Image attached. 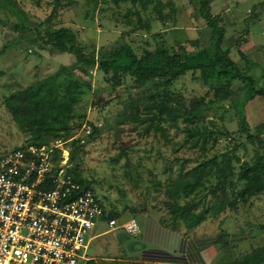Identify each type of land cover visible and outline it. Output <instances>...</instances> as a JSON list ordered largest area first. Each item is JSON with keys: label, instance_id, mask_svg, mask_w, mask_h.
I'll use <instances>...</instances> for the list:
<instances>
[{"label": "rangeland", "instance_id": "374dc122", "mask_svg": "<svg viewBox=\"0 0 264 264\" xmlns=\"http://www.w3.org/2000/svg\"><path fill=\"white\" fill-rule=\"evenodd\" d=\"M161 1L166 3L163 7L166 15L175 10L166 20L159 18L155 4L143 9L141 4L134 5L130 0H75L71 5L60 7L48 23L57 27H73L80 32L82 39L95 44L98 49L129 42L138 54H142L145 48L155 49L163 41L176 46L191 40L194 42L189 46L191 49L211 46V28L198 16L195 0ZM17 3L24 11L27 26L38 25L53 12V0H17ZM213 12L223 16L232 56L243 69L245 62L241 59L236 41L250 34L255 36L242 49L258 63L250 73L264 85V0H214ZM7 14L0 10V15ZM9 15L16 18L13 14ZM143 23L149 27H144ZM15 34L18 32L14 33L10 27L0 24V158L16 148L27 146L30 139L17 126L5 105V98L60 71L63 72L59 80L63 81L68 75L65 70L72 69L73 76L84 84L81 109L86 110L91 120L103 122V126L97 138L83 149L78 150L73 140L65 144L72 155L74 149L76 151L74 160L70 155L68 169L75 166L81 169L107 211L121 213L120 222L134 217L144 226V215L157 212L162 215L163 221L171 225L174 214L170 203L173 199L167 192L171 177L178 176L182 169L190 170L216 156L221 158L234 149L241 157L240 162L235 161L238 171L240 163L252 159L256 149L264 151V143L248 141V133L242 130L232 107L233 98L216 100L213 109L206 113V119L200 122V125H207L214 131L217 140L210 139L205 147L201 144L192 147L191 142L185 140L186 123L182 119L179 127L163 122V127L168 129L165 136L155 129L146 133L144 128L147 125H139L130 117V107L135 104L133 99H139L143 109L148 95L154 90L153 86H135L134 79L129 75L107 74L95 67L89 69L90 74L84 73L75 67L76 61L71 54L41 50L28 45L25 39L17 38L9 42L8 39ZM239 85L237 81L235 87ZM174 88L188 103L198 96L216 99L214 91L201 82L199 72L191 71L181 77ZM236 88L234 98L242 95ZM94 105H98L97 110H91ZM247 118L251 133L260 136L264 142L263 96L247 105ZM81 120L78 119V122ZM242 143L247 144V149L241 146ZM54 166L55 170L59 168L60 156ZM216 180H208L207 188L201 193L183 195L178 201L183 205L195 199L200 203V209L204 202L212 199V195L206 194ZM241 185L238 183L235 189ZM204 223H208L204 227L211 235L226 231L229 236L245 237L233 240L230 245L232 255L227 249L223 250L221 259L234 258L264 245V193L248 203L241 202L235 209L209 217ZM105 231L106 234L93 241L87 253L89 259L82 264H151L142 262L135 253L143 247L140 234L129 233L123 227L110 229L107 223L102 222L92 235Z\"/></svg>", "mask_w": 264, "mask_h": 264}, {"label": "trees", "instance_id": "16d2710c", "mask_svg": "<svg viewBox=\"0 0 264 264\" xmlns=\"http://www.w3.org/2000/svg\"><path fill=\"white\" fill-rule=\"evenodd\" d=\"M130 1L134 5L141 4L143 9L155 4L159 18L163 20L175 13V10H172L166 15L163 11L166 3L161 0ZM74 2L75 0H53L52 14L38 25L27 26L24 22V11L17 0H0V10L8 13L6 16L0 15V24L10 27L14 33L18 32L19 35L15 34L8 39L9 42H14L17 38L25 39L28 45L36 46L41 50L71 54L76 61L75 67L84 73L90 74L89 69L95 67L107 74L114 72L129 75L134 79L135 86H153L154 90L148 95V101L143 109L139 99H133L135 104L130 107V117L139 125L146 124L144 128L146 133L155 129L167 136L168 129L163 127L162 123L167 122L170 126L179 127L182 119L186 123L185 140L190 141L192 147L199 144L205 147L210 139L216 141L217 138L214 137L215 133L212 129L207 125H200V122L206 119V113L213 109L216 100L225 101L233 98L232 107L242 130L248 133V141L264 143L260 136L251 133L247 118V105L259 96L264 97V85L250 73L258 63L242 49L243 45L249 42V35L245 38L240 37L236 41L241 59L245 62L243 69L239 61L232 56L229 40L226 38L228 28L223 23V16L221 13L213 12L214 0L194 1L198 16L211 28L210 47L200 50L191 49L189 46L193 45L192 40L176 46L163 41L158 43L155 49L145 48L142 54H138L129 42L98 49L95 44L82 39L80 32L73 27H57L48 23L60 7ZM9 14L15 15L16 18ZM138 14L140 15V12ZM143 26L149 27L146 23H143ZM65 71L68 75L63 81L59 80L63 72L60 71L5 98V105L17 126L30 137L28 145L51 146L59 140L69 141L75 137L87 117L86 110L83 111L80 107L84 84L73 76L72 69ZM191 71L200 73L201 82L214 91L216 99L208 100L205 96H198L188 103L186 98L175 90L178 79ZM237 81L240 85L236 88ZM235 88L242 92V95L236 98L233 97ZM78 119L82 120L78 122ZM100 131L101 129L96 127L92 135L86 138L85 143H82L81 137L74 138L75 147L78 150L83 149L97 138ZM260 134L261 131L258 132V135ZM241 146L247 149L246 143H242ZM237 152V149H234L232 152L224 153L221 158L216 156L190 170L182 169L178 176L170 178L167 192L173 199L170 203L174 214L171 221L173 228L184 225L190 231L203 224L209 217H216L228 209H235L241 202L248 203L252 198L264 193V151L256 149L254 157L240 163L238 171L235 161L240 162L241 157ZM59 155V150H56L54 164ZM75 155L74 149L73 155L71 153L73 160ZM57 170L54 169V173ZM67 174L84 188L92 189L91 182L84 177L78 166L68 169ZM212 178L217 179L216 183L211 185L206 194L212 195V199L208 203L204 202L200 209H198L200 203L195 199L183 205L178 201L183 195L192 196L201 193L207 188V181ZM238 183L242 185L235 189ZM45 187L52 189L54 184L49 182ZM120 216V212H109L106 209L103 219L108 222ZM240 239L245 237L229 236L223 232L218 237V244L222 251L227 249L232 255L230 245L233 240ZM214 264H264V245L256 246L234 258H220Z\"/></svg>", "mask_w": 264, "mask_h": 264}, {"label": "built area", "instance_id": "2783aa9c", "mask_svg": "<svg viewBox=\"0 0 264 264\" xmlns=\"http://www.w3.org/2000/svg\"><path fill=\"white\" fill-rule=\"evenodd\" d=\"M102 126L87 117L71 140L81 137L85 143ZM67 142L27 145L0 158V264H82L89 259L92 233L102 222L110 229L141 233L134 217L104 221L101 198L67 174L71 155ZM56 150L60 166L54 173ZM49 182L54 188L45 187Z\"/></svg>", "mask_w": 264, "mask_h": 264}, {"label": "crops", "instance_id": "0c3cea01", "mask_svg": "<svg viewBox=\"0 0 264 264\" xmlns=\"http://www.w3.org/2000/svg\"><path fill=\"white\" fill-rule=\"evenodd\" d=\"M254 38L255 36L250 34L249 42ZM144 216V226L139 223L143 247L135 252L142 262L151 264H214L220 259L223 251L218 244L219 235H211L206 231L204 225H208V223L188 231L183 226L173 228L171 225L165 224L162 215L157 212ZM223 232L226 233V231ZM106 233L105 231L92 235L89 248L94 240Z\"/></svg>", "mask_w": 264, "mask_h": 264}]
</instances>
